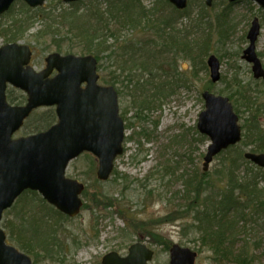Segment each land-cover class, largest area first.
<instances>
[{
  "label": "rangeland",
  "instance_id": "obj_1",
  "mask_svg": "<svg viewBox=\"0 0 264 264\" xmlns=\"http://www.w3.org/2000/svg\"><path fill=\"white\" fill-rule=\"evenodd\" d=\"M153 1L144 0V5L151 7ZM159 1V10L165 14H170L172 7L169 5L162 7ZM220 1L214 0L213 6L206 8L203 0H189L186 11L191 16L190 19L182 18L183 16H181L174 24L175 31H178L177 38L180 40L179 43L191 42L193 44L191 45L192 50H196L197 42H207L206 44L210 46V54L215 56L220 62V79L216 83L210 84L211 89L209 92L213 95H221L228 98L231 95L232 99L230 102L234 113L238 116L242 137L246 134L245 125L248 124L247 121L251 120L252 117H255V126L253 128L259 130L260 132L257 133L262 135L264 133V88L262 87L264 86L261 87L260 81L253 79L250 65L241 59V54L247 45L244 36L248 32L253 18H257L261 31L256 43V51L260 54L261 62L264 65V15L261 8L253 2L241 1L232 5L229 9L230 13L227 20L230 29L233 28L234 30L231 33L230 40L221 45L217 43V18L222 10L228 7V2L227 0ZM101 4H103V1L81 0L73 4V6L63 3V0H46L43 8L36 10L23 7L22 4L16 2L7 13L0 16V47L4 43L1 27L5 28L4 25L12 21L14 23L21 22L24 20L23 16L25 14L33 17L40 12L49 11L48 13L51 16L46 22V26L48 24L51 26L49 35L39 34V32H44L47 27L43 28L44 26H41V23L34 19L33 25L23 38L19 40V43L29 46L32 50L31 65L37 71L42 70L44 68V59L49 54L57 52L54 48V43L58 40H61L60 44L63 47L57 53L86 56L88 54L82 52V43L70 31V27L66 23H62L57 16L62 10L78 8L82 11H87L95 9L97 5ZM202 4L207 9L206 12L202 11L204 10L202 9ZM200 11H202V19L196 16ZM173 15L177 16L175 13ZM223 23L224 21L221 22V24ZM176 34L174 36L173 32H171L173 37H176ZM136 37L137 39L142 38L141 40L154 39L153 34L150 32L141 35L139 32L131 31L129 28L123 29L119 34L118 42H115L114 38H108L106 46H109L110 50L101 56L100 64L102 68L100 70L98 68V73L103 79L113 73V77L116 79L114 87L119 90L118 92H121L118 100L120 116L124 121L125 127L128 122L133 125L125 131V141L123 143L125 151L116 160L114 175H111L109 181L105 183H94V181L96 182L94 178L97 167L95 159L84 154L69 164L67 176L77 179L86 185L87 194L81 197L85 207L77 217L66 221H64L65 219L60 221L59 218L58 223L54 226L57 230L56 237L62 243L60 256L57 258V256L53 257L51 255L52 257H50L42 253L41 258H33L35 264H100V259L103 255L110 252L126 255L128 247L137 242L144 243L154 250L155 255L150 264H168L169 253L162 246V240L168 245L175 244L197 252L196 239L199 233L195 229L196 225L192 223L193 213L188 211L201 206L202 195L200 201L196 200V195H193V197L190 195V198L186 200L181 198L185 195L186 179L184 178L188 179V177L196 175L198 180L201 181L202 175L206 174L203 176L202 180L205 181L201 182L202 185H205V183L207 186L210 184V187L220 185V180L215 172H220V167L223 164L234 167L229 161L230 156L234 164L236 166L239 165V173L243 172L245 178L255 184L257 189L263 193L264 198V179L262 177L259 178L256 174H252L248 178L245 169L249 168V166L246 167L242 160L238 159V155H242L244 159L243 154L253 148L252 139H249L250 142L246 140L248 145L238 144L240 145L237 147L238 151L236 149L229 151V156L226 155V151L223 153L224 156L220 154L214 158L209 165L208 171L203 172V158L209 142L206 140L201 142L199 136L196 137L194 134L198 116L204 110L201 94L203 91H207L204 88L210 83L208 70L201 67V60L204 58L201 60L197 59L196 67H194L187 56L182 53L179 55L176 52V46L166 47V53L161 56L158 54L156 56L157 60H146L147 65L154 66L156 62L157 65L162 66L165 74L159 72V70L149 69L145 75L136 72L135 76L133 73L129 77L130 75L127 72L120 70L121 63L117 64V58L120 53L118 48L121 44H124L121 46L123 48L125 43L132 41ZM145 48L148 50L151 46ZM150 50H153V47ZM111 52H114V54L112 55ZM109 56L111 57L108 58ZM150 73L152 75L155 74L153 75L155 84L168 83L169 89L174 81L176 90L172 94L169 93L165 99L156 102L155 109L150 108L141 112V116H144L145 120L137 119L135 121L133 119V116L136 115L135 96H137V99H142L139 93L146 92L148 95V92L152 90V86H147L148 80L152 77ZM126 77L133 82L131 87L128 86L127 90L119 85ZM137 80L140 85L138 89L146 88L144 92H141V90L136 92L135 87H133ZM187 80L190 81L189 86L187 88L181 87L185 84L183 81ZM101 84L105 85L103 81ZM239 86H243L246 90L243 100L253 101L255 104L249 111L246 108V103L243 104V100L237 99L235 96V91L238 90ZM8 94L12 98L23 95L19 90L12 88L8 89ZM251 121H254V119ZM133 130L137 133L144 131L148 138L135 136L134 139L126 141V137L130 138L132 136ZM24 134L22 129L15 135V138ZM177 142L180 143L177 145ZM172 159L179 162L176 175L170 178L167 177L168 173H166V177L160 180L156 176L155 171H162L159 167L161 162L169 161L173 164ZM245 162L247 163L248 161L245 160ZM124 176L127 177L129 182L133 181V184L123 195H119L120 188L126 184L122 179ZM149 191H153L151 196L146 194ZM112 194H115L113 198L117 200L118 210L120 207L128 210L129 217L132 216L136 220L141 221L142 225L140 227L134 228V226H131L128 228L127 220L120 218L118 216L119 213L117 215L111 209H107V211L103 209L101 195L111 197ZM191 197L192 202H190ZM28 198L25 195L21 202H17L14 211L4 217V222L8 220L12 225L19 226L21 223V217L19 216L21 211L19 209L26 210L28 208L26 206L32 205ZM34 204L39 205L40 203L34 202ZM181 206L183 211H178ZM38 208L41 209L40 207ZM263 212L264 210L259 213ZM23 217L28 218V216ZM56 219H58V216L47 222L46 230L42 228L43 232H50ZM246 221L245 226L243 227V225L239 224L234 235H232L235 236L234 242H236L233 248L234 251L237 250L235 255L246 242L248 244L247 255L249 256L247 264H264V218L248 215ZM188 228H190V232H187ZM139 229L140 233L137 231ZM238 232L240 234L236 237ZM152 237H158L161 241L156 243ZM222 257L224 258V256ZM217 258L220 259V256H216L210 249L199 248L195 264H224L225 262V264H232L227 261L223 263L222 260L217 262Z\"/></svg>",
  "mask_w": 264,
  "mask_h": 264
},
{
  "label": "water",
  "instance_id": "obj_2",
  "mask_svg": "<svg viewBox=\"0 0 264 264\" xmlns=\"http://www.w3.org/2000/svg\"><path fill=\"white\" fill-rule=\"evenodd\" d=\"M16 0H0V15ZM35 8L44 0H20ZM79 0H64L76 2ZM176 9H184L187 0H167ZM239 0H228L234 3ZM264 11V0H248ZM210 7L212 0H205ZM260 32L254 18L247 34L248 46L242 59L251 64L253 78L264 81V71L255 53ZM27 46L8 44L0 48V221L24 191L38 192L50 205L73 218L80 212V195L84 185L65 178L70 161L84 152L94 155L98 168L96 178L106 181L115 159L123 153L124 123L119 116L117 95L112 87L97 84L96 60L92 56L74 57L50 54L45 68L35 72L30 66ZM212 82L219 79V63L208 62ZM26 95L23 106H11L6 100L7 87ZM205 110L199 114L197 129L211 145L204 157L206 171L212 159L229 146L237 144L240 128L237 116L227 98L202 96ZM54 108L57 123L48 130L26 137L13 138L30 114L40 108ZM245 159L264 169V154L244 155ZM151 252L142 244L129 248L125 258L116 253L103 257L102 264H148ZM196 254L174 246L169 264H194ZM0 264H31L30 259L8 245L0 228Z\"/></svg>",
  "mask_w": 264,
  "mask_h": 264
},
{
  "label": "trees",
  "instance_id": "obj_3",
  "mask_svg": "<svg viewBox=\"0 0 264 264\" xmlns=\"http://www.w3.org/2000/svg\"><path fill=\"white\" fill-rule=\"evenodd\" d=\"M96 1H103V4L97 5L95 9H89L87 11H82L78 8H75L74 10H62L57 16V18L62 21V23H66L70 27V31L82 43V52L84 54L93 55L99 61V63L101 62V56L104 53L109 52L110 50V47L106 46L108 38H114L115 42H118L119 34L125 28H129L131 31L134 32L137 31L141 35H144L146 33L148 34L150 32L153 34L154 39H146L145 41H141L140 38L137 39L136 37L132 41L125 43V46L119 49L120 56L122 57L120 70L122 68L126 70L127 65H129V72L133 69L135 71V69L137 68L140 69L142 72L148 71L149 69H155L159 70L160 72H164L163 68L160 65H157L155 61L154 66L147 65L145 62H137L139 61L137 55L147 52L144 48H142L146 45L151 46V48L153 47V50H148V55H146L148 59L157 60L158 58L156 56L158 54L159 56H161L163 53L165 54L166 47L171 46H176L178 51L182 50L185 54L189 56V51L190 49L192 50L191 45L193 44L191 42L179 43L180 40L177 38L178 31H175L176 28L174 26L177 19L181 16H183L182 18L190 19L191 16L187 13V11L177 12L176 10H174V8H172V11L170 13L171 15L165 14L158 8V4H160L158 3L159 0H154L151 3V7H146L144 5V0ZM159 2H161L160 6L162 7L168 6L166 0H160ZM227 6L228 7L224 8L217 18V43L221 45L225 44L228 41L231 35L230 32H232L230 31L231 29L228 26L227 20L228 14L230 13L229 9L231 8V5ZM202 7V9H204L202 11L206 12L207 9L204 7L203 4ZM202 11H200V13L196 15L199 17V19H202L203 17ZM48 12L49 11L40 12L39 14L33 17H30L25 14L23 16L24 20H22L21 22L14 23L12 21L11 23L4 25L5 28L1 27L4 44L13 43L23 38L28 29L33 25L34 19L38 20V22L41 23V26H44L43 28L47 27L44 32H39V34H44V36L49 35L51 26L49 24L48 26H46V22L49 20V16L51 15H49ZM173 13L177 14V16L173 15ZM223 21L224 23L221 24V22ZM22 23L24 24L22 25ZM171 32H173L174 36L177 33L176 37H173L171 35ZM60 41L61 40H58L54 43V48L57 52H60L63 47L62 44H60ZM206 43L207 42L205 41L197 42L196 61L195 58L190 59L192 66L196 67L197 61L199 59L201 60L204 58L203 60H201V67H203L205 70H207L205 65V58L210 50V46H208V44ZM122 45L124 44H121V46ZM162 47L165 48L163 49ZM111 54L113 55L114 52H111ZM110 57L111 56H109L108 58ZM98 68L100 70L102 68V65L99 64ZM112 74L113 73H111V76H105L104 79L103 77H101L102 81L107 85H113L116 82V79L113 77ZM150 74L152 75V73ZM153 75L147 82V86H152V90L148 92V95L146 92H144L146 88L136 90V92L141 90V92L144 93H139V96H142V99H137V96H135L136 115L133 116V119H135V121L137 119L141 121L145 120L144 116H141V112L149 110L150 108L155 109L156 102L161 101L162 98H164L166 95L168 96L169 93L172 94L176 90V83L174 81L171 83V86L168 89V83L155 84L153 82L155 79ZM125 81L126 80H122L120 84L124 89L127 90L128 86L124 85ZM183 82L185 84H183L182 87L187 88L189 86L190 81L187 80ZM130 83L131 80L129 79L128 85ZM262 86L264 85L261 84V87ZM210 87L211 86L209 83L204 89L210 90ZM245 92V88L243 86H239L238 90L235 91V96L237 97V99L243 100ZM261 93H263V91H261ZM231 99L232 98L230 95L229 100ZM7 100L10 104L22 105L25 102V97L21 95L16 98H12L8 94ZM242 103H246V108L249 109L252 108L253 105H255L253 101L249 100H243ZM252 119H254V121H251ZM251 120H248V124L245 125L246 134L243 136L244 140L240 144H247L246 140L250 142L249 139H252L251 142L253 143V148L251 149V152L263 153L264 133L262 135L258 134L257 132L260 131L253 128L255 126V117H252ZM55 122L56 115L53 109H40L34 111L23 126V130L25 133L24 135L46 130ZM26 124L29 126H27ZM131 125L132 124H129L128 122L125 129L128 130ZM145 134L146 133L144 131L137 133L133 130L131 134L132 136H130V138L126 137V141L134 139L135 136H144L148 138V135ZM194 135L196 137L199 136L196 131ZM180 137L176 138L179 139ZM199 138L201 142L205 141V138L201 136H199ZM179 143L180 142H177L176 144L178 145ZM239 146L240 145H237L226 150V155L229 156V151L233 149H236L238 151L237 147ZM223 153H221V155L224 156ZM231 159L232 158L230 156L229 161L234 165V167L232 165L223 164L220 167V172H215V174L218 175V179L220 180V185L212 186L214 188L210 187V184L209 186H207L206 183L205 185H202L201 182L205 181L202 180L203 176H205L206 174L202 175L201 181L198 180L196 175L188 177V179L184 178L186 179L185 195L181 198H184L186 200L190 198V195L192 197L193 195H196V200L200 201V197L202 195L201 206L192 208L188 211L193 213L192 223L193 225H196L195 229L197 230V233H199L198 238L196 239V244L198 245L197 248L210 249L211 252L214 253L216 256H220V259L217 258V262L222 260L223 263L224 261H227L231 262L232 264H247V259L249 257L247 255L248 244L246 242H243L245 245H242L241 248L238 250V253L235 255L237 250L234 251L233 248L236 242H234L235 236L232 235H234L239 224L243 225V227L245 226V223H247L246 217L248 215H251L252 217L259 216L261 217V219L264 218V212L259 213L260 211L264 210V198L263 193L257 189L256 185L251 183L250 180H247L243 172L239 173V165L236 166ZM238 159L242 160V163L245 164L246 167L249 166V168L247 167L245 169L247 172L246 175L248 174V178H250V175L256 174L259 178L262 177L264 179L263 170L253 166L248 162L246 163L245 160L242 158V155H238ZM172 161L173 164L169 161L161 162L159 164V167L162 169V171H155V174L159 179L165 178L166 173H168L167 177L170 178L176 175L179 162L173 159ZM122 179L125 181L124 183L127 184V186L123 187L125 190L131 184H129L126 176L122 177ZM94 180H96V178H94ZM94 183L97 184V180L96 182L94 181ZM152 192L153 191H149L148 193H146L147 196H151ZM86 194L87 193L85 191L84 195ZM27 197H29L28 199L30 200L32 205L26 206L28 207L26 210L19 209L21 211V214H19V216L21 217L22 223H20L19 226L12 225V223L8 220L2 223V228L5 230L8 236V242L16 246L19 250H22L23 253L33 257H41L42 253H45L50 257L53 254H59L62 250V243L59 242L56 237L57 230L54 226H56V224L58 223L59 218L60 221L62 219H65L64 221H66L67 219L64 218L57 211H55L52 207L48 206L43 200L39 199V197L35 193L29 192ZM192 197L190 202H192ZM101 200L103 202L101 204L103 208L107 206H114V200L112 196L108 197L101 195ZM34 202L40 204L36 205L34 204ZM38 207H40L41 209H39ZM14 209L15 208L11 210V213L14 211ZM116 209L118 208L116 207ZM178 211H183L182 206L179 207ZM118 213L122 219L127 220L128 228L131 226H134V228H136L142 225L140 223L141 221L136 220L132 216L129 217L130 214H128V210H125V208H119ZM23 216H28V218L26 219ZM57 216L58 219H56V221L53 223L52 230L49 229L50 232H43V230H46V226L44 225L47 224V222L52 221L53 218ZM137 231L138 233H140V229ZM187 232H190V228H188ZM239 234L240 233L238 232L236 237H238ZM152 239H154L156 243L161 241L158 239V237H152ZM161 243L165 250H168L170 248L164 240H162ZM221 256H224L225 259L223 257L221 258Z\"/></svg>",
  "mask_w": 264,
  "mask_h": 264
},
{
  "label": "bare ground",
  "instance_id": "obj_4",
  "mask_svg": "<svg viewBox=\"0 0 264 264\" xmlns=\"http://www.w3.org/2000/svg\"><path fill=\"white\" fill-rule=\"evenodd\" d=\"M189 0H187V3H186V7L184 8V9H181V10H179V9H176V8H174V10H176L177 12H183V11H186L187 10V7H188V5H189V2H188ZM204 2H205V0H203ZM16 2H19L20 4H22V6L23 7H26V8H29V9H33L32 7H30V6H28L25 2H23V1H20V0H16V1H14L10 6H9V8H8V10L7 11H5L4 13H2L0 16H2V15H4L5 13H7L11 8H12V6L14 5V3H16ZM63 3H65V4H70V5H73V4H75V3H77V1L76 2H64V0H63ZM28 9V10H29ZM234 29L233 28H231V30L230 31H233ZM230 33H232V32H230ZM247 34H248V32H247ZM247 34L244 36L245 37V39H246V41H247ZM231 36V35H230ZM243 37V38H244ZM142 39V38H141ZM230 40V37H229V39H228V41ZM258 40V39H257ZM142 41V40H141ZM143 41H145V40H143ZM256 43H257V41H256ZM8 44H17V45H21V46H26V45H24V44H21V43H19V40L18 41H16V42H13V43H7V44H4L3 43V45L1 46V47H3V46H5V45H8ZM248 46V41H247V45H246V47ZM0 47V48H1ZM145 47H148V45H146ZM145 47H142V48H144L147 52L146 53H142V54H139V55H137V58L139 59V61H137L138 63H142V62H145L146 63V60L148 59L147 57H146V55H148V50H150V49H146ZM246 47L244 48V50L246 49ZM121 47H119L118 49H120ZM243 50V51H244ZM243 51H242V54H243ZM176 52H178L179 53V55L182 53L183 55H185V56H187L188 57V59H189V62H191L190 61V59L191 58H195V61H196V58H197V54H196V50H191L190 49V51H189V56L187 55V54H185L182 50H180V51H178V50H176ZM255 53H256V56H257V58H258V60H259V62H260V64H261V66H262V69H263V71H264V65L262 64V62H261V59H260V54H258L257 53V51H256V44H255ZM52 54H58V55H60V56H64V55H66V54H64V55H62V54H59V53H57V52H55V53H52ZM67 54H69V53H67ZM242 54H241V59H242ZM50 55V54H49ZM74 57H80V55H75V54H72ZM141 57H144V58H141ZM206 57L207 58H205L206 59V61H205V65H206V69L208 70V73H209V78H210V84L212 83V84H214V83H216V82H212V80H211V77H210V69H209V67H208V64H207V62H208V60H209V58L210 57H214L217 61H218V63H219V70H218V72H219V79H220V62H219V60L215 57V56H213V55H211L210 54V52H208L207 53V55H206ZM162 58V57H161ZM165 59V58H164ZM95 60H96V65L97 66H99V61L95 58ZM121 60H122V57L120 56V53H119V55H118V58H117V64L120 62L121 63ZM243 60V59H242ZM244 61V60H243ZM245 62V61H244ZM166 63V62H165ZM245 63H247V62H245ZM192 64V63H191ZM248 64V63H247ZM248 65H250V68L252 67V65L251 64H248ZM162 67V66H161ZM129 69H130V66H127V69L126 70H124V68H122L121 70L123 71H125V72H127V74L128 75H130L129 77H131L132 75H133V73H134V76L136 75V72L138 73V74H142V75H145V73H146V71H144V72H142L140 69H135V71H134V69L132 70V71H130L129 72ZM160 72V71H159ZM132 73V74H131ZM162 73V72H161ZM164 74H165V72H163ZM113 75V74H112ZM167 75H169V74H167ZM168 77V76H167ZM173 77H175V75H173ZM218 79V80H219ZM123 80H126L125 81V83H124V85L126 84L127 86H129V87H131V84L133 83L132 82V80H131V83L128 85V81H129V79L126 77V78H124ZM101 80H98L97 81V84L99 85V86H101V87H112L113 89H114V91H115V93H116V95H117V100H119V94H121V92L119 93L118 91V89H116V87H114L115 85L114 84H116V82L113 84V85H108V86H106V85H103V84H101ZM147 82V81H146ZM120 86H122L121 84H119ZM263 85H264V83H263ZM139 81L137 80L136 81V83H134L133 84V87H135V90H137L138 88H139ZM182 87V86H181ZM9 88H12V89H16V88H14V87H12V86H9ZM123 88V87H122ZM124 89V88H123ZM16 90H18V89H16ZM175 92V91H174ZM173 92V93H174ZM208 93V94H210V95H213V94H211L210 92H209V90H207V91H203L202 92V94H201V98H202V96H203V94L204 93ZM214 97H222V98H225V96H221V95H213ZM167 97V95L164 97V98H162V99H165ZM7 100V99H6ZM202 100H203V98H202ZM203 102H204V100H203ZM7 103L9 104V105H11L12 106V104H10L9 102H8V100H7ZM54 109V108H53ZM37 110H40V109H37ZM37 110H35V111H37ZM55 110V109H54ZM204 110H205V102H204ZM203 110V111H204ZM202 111V112H203ZM57 123V120H56V122L55 123H53L51 126H53V125H55ZM50 126V127H51ZM49 127V128H50ZM48 128V129H49ZM48 129H46V130H48ZM46 130H42V131H39V132H36L35 134H38V133H41V132H44V131H46ZM195 131H196V133L199 135V136H201V137H203V138H205V140H206V136H204V135H202V134H200V132L198 131V129H197V124H195ZM140 133V132H139ZM146 135V134H145ZM209 146V145H208ZM208 146H207V149H208ZM207 149H206V152H207ZM86 155V156H89V157H91V158H93V159H95V157H94V155L93 154H91V153H89V152H84V153H82V154H80L77 158H75V159H73L72 161H74V160H76V159H78L81 155ZM123 155V154H122ZM121 155V156H122ZM121 156H119V157H117L116 159H115V161H114V163H113V169H112V172H111V174H110V176H109V178L106 180V181H99L98 179H96L97 180V182L99 183V182H101V183H105V182H108L109 181V179H110V177H111V175H114V173H113V171H114V166H115V163H116V160L118 159V158H120ZM72 161H70L69 162V164L72 162ZM69 164H68V166H69ZM68 166H67V168H66V171H65V178H67V179H73V178H71V177H68L67 176V169H68ZM208 169H209V166H208V168H207V170L206 171H204L203 170V172H207L208 171ZM162 174V173H161ZM161 180V179H160ZM129 182V181H128ZM132 182V183H131ZM129 184H133V181H130L129 182ZM130 185V186H131ZM125 186H127L126 184L124 185V187ZM130 186L129 187H127L125 190H124V188L122 187V188H120V193H119V195H123L126 191H127V189H129L130 188ZM35 193L38 197H39V199H41V200H43V201H45L43 198H42V196L38 193V192H35V191H31V190H26V191H24L19 197H17L16 199H15V201L13 202V204H12V206L10 207V208H8V209H6L4 212H3V214H2V218H1V221H0V227H2V223L4 222V217L6 216V215H9V214H11V210L13 209V208H15V205L17 204V202H21L22 200H23V197L25 196V195H27L28 196V193ZM113 196H115V194H112V198H113ZM113 203H114V206H107V207H104L103 209L105 210V211H107V209H111V210H113L115 213H117V215H118V209H116V207H117V205H116V199H114L113 198ZM48 206H50V207H52L55 211H57L59 214H61L64 218H66L67 220L68 219H73V218H71V217H69V216H67V215H65V214H63V213H61L60 211H58L57 210V208L56 207H54L53 205H50V204H48ZM85 206H84V203L82 202V206H81V209L80 210H82L83 208H84ZM103 207V206H102ZM97 208H99V207H97ZM120 208H123V207H120ZM119 217H120V215H118ZM121 218V217H120ZM20 222H21V220H20ZM22 223V222H21ZM44 226H47V224H45ZM186 229V228H185ZM4 234H5V237H6V239H8V236H7V233L5 232V230H4ZM186 235V234H185ZM136 244H141L140 242H137V243H134V244H132V245H130L129 247H128V249H127V253H128V251H129V248L130 247H132V246H134V245H136ZM235 245H236V243H235ZM235 245H234V247H235ZM143 246H145V248L148 250V251H150L151 252V254H152V256H151V260L150 261H152V259H153V257H154V255H155V252H154V250H152L151 248H149L146 244H143ZM174 246H178L179 248H181V249H187V250H189L190 252H192V253H194V254H196V257H195V260H194V264L196 263V259H197V252H198V248H197V252H195V251H192V250H190V249H188V248H182V247H180L179 245H175V244H170L169 245V247H170V250L174 247ZM12 247L13 248H15L19 253H20V251L21 250H19L16 246H14V245H12ZM53 257H56L57 256V258L60 256V253L59 254H53L52 255ZM51 256V257H52ZM29 259H30V261H31V264H35V262H34V259H36V258H39V257H33V256H27ZM103 257L104 256H102L101 257V259H100V264H101V262H102V259H103ZM34 258V259H33ZM41 258V257H40ZM56 258V259H57ZM40 260V259H39ZM54 261V260H53ZM57 261V260H56Z\"/></svg>",
  "mask_w": 264,
  "mask_h": 264
},
{
  "label": "flooded vegetation",
  "instance_id": "obj_5",
  "mask_svg": "<svg viewBox=\"0 0 264 264\" xmlns=\"http://www.w3.org/2000/svg\"><path fill=\"white\" fill-rule=\"evenodd\" d=\"M248 109V111H249V108H247ZM251 109V108H250ZM236 115V114H235ZM237 116V115H236ZM237 121L239 122V119H238V116H237ZM238 126H239V124H238ZM239 128H240V130H241V127L239 126Z\"/></svg>",
  "mask_w": 264,
  "mask_h": 264
}]
</instances>
